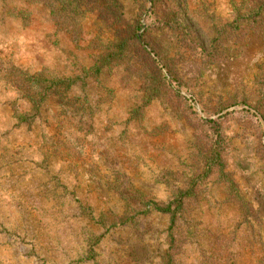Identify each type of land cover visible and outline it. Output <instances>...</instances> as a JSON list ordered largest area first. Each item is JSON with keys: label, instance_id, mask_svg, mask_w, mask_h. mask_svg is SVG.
I'll list each match as a JSON object with an SVG mask.
<instances>
[{"label": "rangeland", "instance_id": "obj_1", "mask_svg": "<svg viewBox=\"0 0 264 264\" xmlns=\"http://www.w3.org/2000/svg\"><path fill=\"white\" fill-rule=\"evenodd\" d=\"M62 1L0 0V264H162L168 218L137 217L141 206L128 209L122 197L130 188L158 203L192 189V217L204 235L183 247L179 263L215 256L224 264L227 256L264 264V118L254 91L264 36L229 30L230 54L211 65L190 54L189 34H200L207 10L231 22V0H117L118 21L103 9L108 0L85 1L72 21L55 17L67 9ZM184 19L192 30H177ZM132 31L156 60L145 38L167 58L184 54L192 93L177 86L149 97L139 47L97 73L104 46ZM15 69L79 79L72 95L80 107L64 113L46 105L21 124L15 107L31 106L9 83ZM214 152L237 193L218 167L211 171ZM125 213L135 219L102 225Z\"/></svg>", "mask_w": 264, "mask_h": 264}, {"label": "trees", "instance_id": "obj_2", "mask_svg": "<svg viewBox=\"0 0 264 264\" xmlns=\"http://www.w3.org/2000/svg\"><path fill=\"white\" fill-rule=\"evenodd\" d=\"M43 1L45 3L48 2V0ZM85 1L87 2L90 0L62 1L63 5H65L64 7L67 9L63 12L61 8H58L53 14L55 17H58L68 13L69 15L65 17L68 21H72L74 18L77 19L82 13ZM93 1L95 5L98 4V0ZM151 1L156 5L159 2L163 3L165 0ZM167 1L172 2L173 5H177L178 2V0ZM231 7V22H227L207 10L200 15L202 16L201 19L203 23V26H201L196 19V15H193L194 19L197 21V30H199L200 33L197 35L201 38V41L195 34L196 32L189 34L190 54H193L192 56L198 57L206 64L212 65V63H216L218 59L229 55L230 50L224 45L225 40L229 37V30L237 31V36L239 35L240 38H247L255 33L264 36V0H231ZM103 9L107 13H114L118 17L117 21L119 20V6L117 0H108V4L106 6L104 5ZM173 13L175 12L172 11V15ZM173 21H176L175 18ZM176 26H181V28L177 30H181L182 28L183 30H192L187 24L186 19L177 22ZM145 35H143V39ZM144 40L146 45L151 47L153 53L158 57V61L150 56L146 48L141 44L136 32L132 31L126 37L117 35L114 41L104 46L97 73L125 59L129 60L133 50L139 47L147 56L145 66L146 72L145 75H142V79L146 83V91L149 97H153L157 94L165 95L167 93H172L171 91L177 86H181L188 93H192L189 88L187 77L191 75L193 68L192 64L189 66L188 64L182 65V61L180 60L185 58L184 54L177 52L174 60L173 58H167L164 55L168 54V52L164 50L162 52L159 48L146 40V38ZM178 55L179 57H177ZM159 63H163L164 68H161ZM164 69L171 77V80H168L163 72ZM9 80L12 87L20 93L22 99L31 106L29 111L22 112L18 106L15 107V111L20 113L21 124L25 122H34L35 118L46 105L52 108L55 107L57 111L60 109L64 113H66L67 110L74 111L80 107L79 98L72 95V91H74L79 83V79L62 78L56 76L47 69L38 72L15 69L9 74ZM254 87L255 99L257 104L260 105V109L263 111L262 115L264 118V70L261 77L256 79ZM243 102L248 103L249 101L245 98ZM207 123L208 122H206V124ZM208 124H213V133L216 134L217 137H220L221 128L218 122L212 121ZM218 144H220V142H218ZM224 166L225 164L221 159V154L219 152H214L209 158V167L211 171L214 170L215 167H218L222 178L228 184L230 192L237 193L236 184L229 173L225 172ZM207 174L209 173L207 172ZM193 196L194 193L192 189H181L172 200L167 203H158L146 198L140 191H136L134 188H130L129 192H123L122 194L128 209L132 208L134 205H137V207L141 206V208L137 209V217L141 214L158 213L168 218L169 225L164 241L167 248L161 256L162 264H181L178 258L179 255L183 253V247L187 244L195 243L200 236L204 235L199 229L198 222L192 217L194 208L190 205L193 202L191 201L194 199ZM132 211L135 210L132 209ZM126 213L121 216H113L107 220L108 222L102 220L105 222H102V225H105V229L109 230L127 224L132 221L131 219H135L131 218L133 216L127 217ZM108 224L109 226H107ZM183 224L185 225V232L181 229ZM224 258V264H234L233 260L229 257L225 256ZM207 259H209L207 261L208 264H217V261H220L219 258L215 256L207 257Z\"/></svg>", "mask_w": 264, "mask_h": 264}, {"label": "water", "instance_id": "obj_3", "mask_svg": "<svg viewBox=\"0 0 264 264\" xmlns=\"http://www.w3.org/2000/svg\"><path fill=\"white\" fill-rule=\"evenodd\" d=\"M139 37H140V34H139ZM206 119H207V117L206 116H204Z\"/></svg>", "mask_w": 264, "mask_h": 264}]
</instances>
